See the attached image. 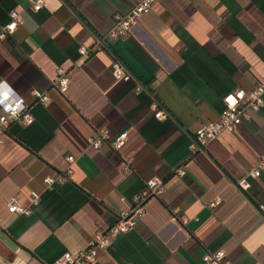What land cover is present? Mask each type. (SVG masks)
<instances>
[{"label":"crops","instance_id":"crops-1","mask_svg":"<svg viewBox=\"0 0 264 264\" xmlns=\"http://www.w3.org/2000/svg\"><path fill=\"white\" fill-rule=\"evenodd\" d=\"M138 1L44 0L33 11L27 0H0V29L11 11L19 18L0 38V82L33 116L0 134V264H52L85 247L151 177L162 191L91 264H204L220 249L226 264H264V173L237 183L264 154V104L205 145L194 140L225 94L264 78V0H158L107 40ZM114 61L129 80L113 75ZM104 128L126 130L124 144L93 146ZM9 197L30 213L9 211Z\"/></svg>","mask_w":264,"mask_h":264},{"label":"built area","instance_id":"built-area-1","mask_svg":"<svg viewBox=\"0 0 264 264\" xmlns=\"http://www.w3.org/2000/svg\"><path fill=\"white\" fill-rule=\"evenodd\" d=\"M158 0H139L126 13L117 15L113 25L107 32V40H113L126 32L137 21L139 16L149 12L153 4ZM31 10L38 11L43 5L44 0H27ZM11 20L2 25L0 29V38L5 33L15 29L17 21H19L16 11L10 12ZM14 26V27H10ZM80 52L85 53V47H80ZM112 72L116 78L129 80L130 73L125 70L119 62L112 63ZM67 76L65 70L59 68L57 70L56 84L61 91H64L67 86ZM2 92L3 90H1ZM7 99H0V134L8 126L10 122L30 123L33 121L32 114L27 110L26 103L21 96L9 89ZM33 94L43 103L48 102V95L39 90L34 89ZM224 106L220 111L219 116L214 120H209L198 126L194 131V140L205 145L208 141L215 138L222 130H233L243 119L250 116L252 111L258 110L264 104V78L254 83L249 89L237 88L223 96ZM154 115L158 118L165 117L166 114L160 108H156ZM127 131L123 130L114 135H111L107 129H101L95 136L89 139V142L97 147L102 140H107L113 148H120L126 139ZM1 143V136H0ZM72 159V156H68ZM177 172L183 174L182 168H178ZM261 172L264 173V154L259 159L258 163L252 167L247 176L238 180V185L242 188L249 186L247 177H257ZM45 182H52V178L46 177ZM163 189L162 182L156 177H151L145 180L143 188L135 195L133 204L126 210H120L116 213L115 221L105 230H98L95 235L89 240L85 247L78 250H65L61 252L53 260L52 264H91L99 253V250L108 245L112 238L131 229L137 222L139 216L143 213L144 202L152 195L159 194ZM220 197L216 196L212 204H217ZM5 205L11 212L30 213L31 209L23 206L15 197H9ZM258 211L264 215V203L257 204ZM204 264H226L225 251L223 249L206 252L202 256Z\"/></svg>","mask_w":264,"mask_h":264},{"label":"clouds","instance_id":"clouds-1","mask_svg":"<svg viewBox=\"0 0 264 264\" xmlns=\"http://www.w3.org/2000/svg\"><path fill=\"white\" fill-rule=\"evenodd\" d=\"M10 27H14V26H10ZM3 84L4 82H0V88L4 89L2 92H0V99H7L9 95V91L7 87H3Z\"/></svg>","mask_w":264,"mask_h":264}]
</instances>
